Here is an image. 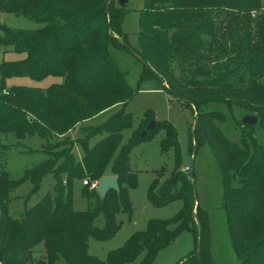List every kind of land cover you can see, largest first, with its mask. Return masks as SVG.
<instances>
[{
	"label": "trees",
	"instance_id": "1",
	"mask_svg": "<svg viewBox=\"0 0 264 264\" xmlns=\"http://www.w3.org/2000/svg\"><path fill=\"white\" fill-rule=\"evenodd\" d=\"M118 1L0 0V14L12 13L44 24L31 31L0 24V47L25 54L20 61L0 65V134L20 125L21 132L29 136L68 139L77 125L121 106L105 123L88 129L81 143L82 159H76L69 143L19 180L9 179L8 171L0 168V264H29L40 245L46 259L36 264H153L159 252L185 231L193 234L195 249L178 264H213L208 216L196 204L194 175L178 167L168 178L154 181L148 192L156 207L182 202L173 218L149 221L145 230L108 252L105 260L89 253V239L113 238L122 226L118 214L132 212L129 193L137 185V175L130 169L131 148L150 139L159 127L140 137L152 120L147 112L146 124L129 145L122 146V133L132 124L125 107L135 92L110 55L111 48L130 50L125 38L122 42L116 37L123 36L121 23L127 12ZM139 24L141 51L136 56L162 81L145 65L142 79L157 77L197 113L195 136L192 132L190 140L195 139L196 148L208 143L212 149L234 252L240 264H264V145L250 136L248 131L254 126L242 121L241 143L230 141L218 125L224 123L225 115L202 111L207 104H225L256 116L264 128L263 0H146ZM226 39L237 41L230 50ZM50 76L63 82L45 90L7 89L12 78L41 81ZM160 126L167 133L162 143L166 152L177 146V132L167 122ZM100 134L107 136L89 147V139ZM49 173L57 182L54 194L26 209L21 219H13L9 194L27 181L33 185L31 194L37 192ZM105 175L118 178L119 191L110 190L101 199L95 189L83 184L82 195L93 205L84 212L74 211L73 181L90 183ZM99 216L104 219L103 227L96 224Z\"/></svg>",
	"mask_w": 264,
	"mask_h": 264
},
{
	"label": "rangeland",
	"instance_id": "2",
	"mask_svg": "<svg viewBox=\"0 0 264 264\" xmlns=\"http://www.w3.org/2000/svg\"><path fill=\"white\" fill-rule=\"evenodd\" d=\"M145 5L146 0L129 1L127 12L121 23L123 36L116 35L122 42V37L125 38L130 45V50L110 49L111 57L135 92L133 98L125 107V113L130 114L132 117V124L122 133V146L129 145L135 133L146 124L147 112L152 116L151 122L154 121L159 127L150 139L136 143L131 148L130 169L137 175V185L129 193L132 212L130 214H118V222H121L122 226L113 238L106 241L89 239V253L100 260H105L108 252L122 247L134 233L145 230L149 221L173 218L182 208V202L178 200L165 207H156L149 201L148 192L154 181L160 177H163L160 179L168 178L178 167L181 170L188 168V174L192 173L194 175L192 183L196 204L208 216L211 237L210 253L213 264H240L229 236L227 216L223 207L222 179L212 149L208 143H204L195 149V141L192 143L190 140L192 132L195 136V117L197 113L195 114L191 107L184 105L183 100L175 97L165 89L163 83L157 77L146 75L142 79L145 73L144 64L136 56V51H141L139 17ZM0 24L14 30L29 31L44 26L42 23L12 13H1ZM225 41L228 50L232 48L233 43L237 42L227 39ZM201 54L205 56L204 53ZM228 56L230 57L231 53H228ZM200 57L198 56V59ZM24 58L25 54L0 47V65L4 62L20 61ZM62 82V78L51 76L41 81H34L29 78H12L7 82V89L16 86H27L45 90L51 85ZM120 108L121 106L77 125L67 135L68 139L62 136H53L52 139L46 140L37 135L29 136L21 132L23 128L21 129L20 125H15L11 132L0 134V153H4L0 168L3 167L8 171L9 179L19 180L25 175L26 171L32 170L48 157L60 153L63 149L61 145L69 143L73 145V155L80 160L84 152L81 143L87 137L88 129L105 123ZM202 111L222 112L226 119L224 123L218 122L220 129L230 141L237 144L241 143L244 130L239 121H242L243 117L246 116L247 112L245 110L239 108L229 109L225 104L214 103L204 105ZM162 122L173 125L177 132V146L169 148L166 152L163 150L162 143L166 139L167 133L160 126ZM258 123L248 132L259 144L264 145V128ZM106 136L107 134H100L91 137L88 141L89 147H92ZM61 140L63 141L62 144ZM74 140L75 142H73ZM56 183L54 174L49 173L42 180L40 189L31 194L33 185L30 181L25 182L8 196L9 215L13 219H21L26 209L32 208L46 196L54 194ZM68 185L69 183L66 184L65 189ZM83 189V181L75 179L71 189L74 211L84 212L93 205V201L83 197ZM96 224L103 227L104 219L102 216L97 218ZM194 249V236L191 232L185 231L169 246L159 252L153 264H178L188 258ZM43 259H46V256L43 245H40L34 251L32 261L29 264H36L38 260Z\"/></svg>",
	"mask_w": 264,
	"mask_h": 264
},
{
	"label": "water",
	"instance_id": "3",
	"mask_svg": "<svg viewBox=\"0 0 264 264\" xmlns=\"http://www.w3.org/2000/svg\"><path fill=\"white\" fill-rule=\"evenodd\" d=\"M129 1L130 0H119L118 3L120 7H127ZM140 60L154 75L159 77V79L162 81V78L152 69V67L144 59L141 58ZM163 85L164 87L168 89L165 82H163ZM258 122H259L258 118L253 115H246L242 119V124L247 125V126H255ZM155 126H156V123L152 121L146 127V129L141 133L140 137L143 138L146 134H148L151 130H153ZM195 149H196V142H195ZM110 190H113L116 192L119 191L118 178L112 175H105L100 178L98 182V186L96 188V192L99 194V197L101 199H104ZM199 252H200V247H198L197 249L198 256H199Z\"/></svg>",
	"mask_w": 264,
	"mask_h": 264
},
{
	"label": "built area",
	"instance_id": "4",
	"mask_svg": "<svg viewBox=\"0 0 264 264\" xmlns=\"http://www.w3.org/2000/svg\"><path fill=\"white\" fill-rule=\"evenodd\" d=\"M189 169L188 168H185V169H183V172H187ZM89 180H86V181H84L83 182V184L84 185H89L90 186V189H95L96 190V188H97V186H98V182H99V180H97V181H93V182H90V183H87Z\"/></svg>",
	"mask_w": 264,
	"mask_h": 264
}]
</instances>
